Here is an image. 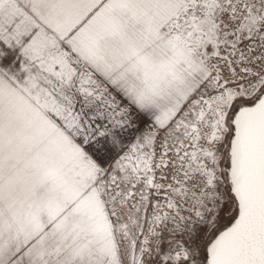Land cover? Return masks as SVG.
Segmentation results:
<instances>
[{
    "label": "snow or ice",
    "instance_id": "6c2138e0",
    "mask_svg": "<svg viewBox=\"0 0 264 264\" xmlns=\"http://www.w3.org/2000/svg\"><path fill=\"white\" fill-rule=\"evenodd\" d=\"M0 264H264V0H0Z\"/></svg>",
    "mask_w": 264,
    "mask_h": 264
}]
</instances>
